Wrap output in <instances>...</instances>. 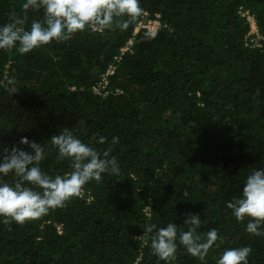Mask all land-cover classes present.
Here are the masks:
<instances>
[{
    "label": "trees",
    "instance_id": "obj_1",
    "mask_svg": "<svg viewBox=\"0 0 264 264\" xmlns=\"http://www.w3.org/2000/svg\"><path fill=\"white\" fill-rule=\"evenodd\" d=\"M24 2L0 0V26L12 13L23 17ZM140 6L143 15L125 31L86 30L23 55L0 50V143H40L39 167L55 178L71 171V161L57 159L50 138L67 128L101 153L112 148L121 169L90 181L39 220L12 222L9 230L0 217V264H217L225 250L245 246L252 249L248 264H264V236L249 234L250 218L240 222L227 208L252 171L264 169V49L247 43L243 15H254L264 36V0ZM157 14L161 24L146 40L148 29H135ZM43 18V9L30 10L22 27ZM110 65L114 72L100 94L95 86ZM17 179L0 174V184ZM188 212L200 215L201 242L213 228L223 238L204 260L179 243L190 228ZM170 223L177 226V251L159 260L144 226ZM143 234L147 244L135 238Z\"/></svg>",
    "mask_w": 264,
    "mask_h": 264
},
{
    "label": "clouds",
    "instance_id": "obj_2",
    "mask_svg": "<svg viewBox=\"0 0 264 264\" xmlns=\"http://www.w3.org/2000/svg\"><path fill=\"white\" fill-rule=\"evenodd\" d=\"M21 7L25 13L23 17L12 13L10 22L0 26V50L16 48L23 55L53 41L66 42L76 33L86 30L103 34L105 30L118 27L125 31L143 15L140 0H25ZM41 9L44 10L43 22L33 21L28 30L22 27L28 11ZM155 35L150 30L146 31L144 39L152 40ZM13 83L14 80H9V84ZM50 141L58 149V160L68 158L71 161V171L55 178L42 172L39 167L44 158V147L40 143L27 137H22L17 145L10 148L0 143V174L8 176L14 173L19 178L14 186L0 184V217L9 230L12 222L23 225L41 219L50 210L65 207L68 201L80 196L87 183L93 180L101 183L102 174L109 173L113 177L120 174L117 158L110 156L112 148L101 153L76 138L67 128L52 135ZM105 142V137L99 138L98 143ZM111 143L118 144L119 137H113ZM19 144L29 146L31 151H25ZM25 182L30 186H24ZM227 208L240 222L246 217L250 218L246 228L249 234L264 236L261 230V225H264V169L252 171L246 179L242 196L228 202ZM185 216V224L190 228L179 235V243L190 255L204 260L213 245L219 247L218 240L223 243V238L213 228L207 232L206 240L201 242L200 236L195 235L201 226L200 215L188 212ZM144 228L145 233H151L152 253L159 260L174 259L177 251L176 224L170 223L160 228L151 224ZM144 234L135 238L147 244ZM251 252L252 249L246 246L225 250L217 264H248Z\"/></svg>",
    "mask_w": 264,
    "mask_h": 264
},
{
    "label": "built area",
    "instance_id": "obj_3",
    "mask_svg": "<svg viewBox=\"0 0 264 264\" xmlns=\"http://www.w3.org/2000/svg\"><path fill=\"white\" fill-rule=\"evenodd\" d=\"M243 15H246V18L248 19V21L250 23V31H249L248 36H247V43L254 45V46L263 47V49H264V36L259 32V28L257 25V21L255 19V16L252 15L251 13H249L248 11L243 12ZM159 17H160V15L157 14V17H155V18H146V20L140 21L138 26L136 27L135 31H138L140 28H147L148 31L150 30L156 34V32L158 31V28L161 24ZM127 49H129V47L125 46L122 49V51H126ZM114 68H115L114 65L109 66V69L107 70L106 74L103 76L102 81L99 82L95 86L96 92L101 94L106 90V86L108 83L107 76L114 72Z\"/></svg>",
    "mask_w": 264,
    "mask_h": 264
}]
</instances>
